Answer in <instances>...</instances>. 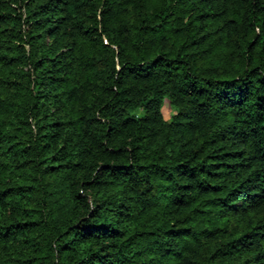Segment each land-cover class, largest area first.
Masks as SVG:
<instances>
[{
    "label": "trees",
    "instance_id": "1",
    "mask_svg": "<svg viewBox=\"0 0 264 264\" xmlns=\"http://www.w3.org/2000/svg\"><path fill=\"white\" fill-rule=\"evenodd\" d=\"M0 264H264V0H0Z\"/></svg>",
    "mask_w": 264,
    "mask_h": 264
},
{
    "label": "rangeland",
    "instance_id": "2",
    "mask_svg": "<svg viewBox=\"0 0 264 264\" xmlns=\"http://www.w3.org/2000/svg\"><path fill=\"white\" fill-rule=\"evenodd\" d=\"M163 114H164V117L166 119H169L170 115H171V109L169 107L168 104L165 105L164 109H163Z\"/></svg>",
    "mask_w": 264,
    "mask_h": 264
}]
</instances>
